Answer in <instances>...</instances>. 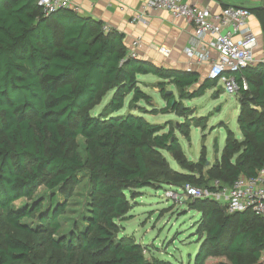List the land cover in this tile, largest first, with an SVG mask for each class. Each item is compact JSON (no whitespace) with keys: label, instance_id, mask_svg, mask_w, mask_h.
Masks as SVG:
<instances>
[{"label":"trees","instance_id":"16d2710c","mask_svg":"<svg viewBox=\"0 0 264 264\" xmlns=\"http://www.w3.org/2000/svg\"><path fill=\"white\" fill-rule=\"evenodd\" d=\"M258 13L264 28V11ZM146 74L160 78L167 103L152 108L155 114L187 118L191 107L183 100L200 97L213 86V80H201L194 70L134 56L123 32L74 9L46 14L38 0H0V215L7 223L70 254L81 249L87 255L82 264H174L148 259L142 244L122 235L120 223L139 189L168 184L180 175L162 153L181 161L176 130L133 112H148L139 105L142 101L153 104L141 87L139 76ZM241 75L249 84L238 93L244 108L238 116L242 137L227 138L217 168V177L229 185L240 175L255 176L264 169V62ZM167 84L178 89V99L165 89ZM109 91L113 95L104 110L91 114L90 107ZM130 95L131 111L118 114ZM189 122L180 123L182 135L189 136ZM79 137L86 142L85 157L77 148ZM84 172L89 191L80 227L59 237L46 235L60 228L59 218ZM40 186L53 192L49 205L42 206L43 199L14 205L33 198ZM191 209L201 213L205 234L194 264H264V216L252 210L228 213L210 198L194 199ZM35 215L36 225L25 221ZM231 228L234 234L227 243ZM34 248L28 239L6 232L0 240V264H45L33 257ZM212 251L225 253L228 261ZM208 254L218 259L209 260Z\"/></svg>","mask_w":264,"mask_h":264},{"label":"rangeland","instance_id":"374dc122","mask_svg":"<svg viewBox=\"0 0 264 264\" xmlns=\"http://www.w3.org/2000/svg\"><path fill=\"white\" fill-rule=\"evenodd\" d=\"M139 78L144 79L141 87L152 96L154 105L142 101L139 105L145 107L148 112H140V110L133 112L144 115L153 123L168 124V128H174L183 151L180 155L181 161L168 151L162 152L170 166L180 175L173 176L168 184L147 186L138 190V196L133 200V208L120 222L123 227L122 235L132 236L142 244L148 259L162 258L174 264H194L205 234L200 231L201 213L191 209L193 198L187 195L186 187L192 185L209 191L206 185L211 187L217 184L229 185L217 177V168L222 164L227 138L242 137L238 116L244 108L238 93H229L222 81L213 79V86L209 87L204 95L183 100V104L191 107L187 118L174 112L155 114L151 112L152 108L161 109L167 104L159 87L161 80L154 74L140 75ZM204 78H208L206 73H203L201 80ZM165 89L176 93L178 99V89L175 86L167 84ZM112 95V91L104 94L99 102L90 107V113L97 115L103 111ZM131 99L132 95L127 97L125 107L118 114H128L131 111L129 107ZM185 121H190L185 126L189 136L182 135L178 130L180 123ZM77 142L80 154L85 157V140L79 137ZM190 177H194L196 181L193 182ZM88 191L89 179L87 172H84L82 182L74 187V195L69 199L65 211L59 218L60 228L57 231L49 229L46 235L51 233L52 237H59L69 234L77 224L80 227L81 213L84 210ZM171 192L173 194H170ZM52 193L45 186H40L33 198L20 199L14 205L33 204L36 200L43 199L42 206L46 207L49 205V197ZM57 199L59 202L65 200L60 193H57ZM36 218L35 215L25 221L36 225ZM6 232L34 243L33 257L41 263L82 264L87 257L81 249L70 254L65 249L56 248L49 241L41 242L42 239L35 235L16 230L6 222L3 215H0V240ZM233 234L234 229L231 228L225 238L227 243H230ZM212 252H216L219 259L228 261L225 253ZM207 257L209 260L218 259L214 254H208Z\"/></svg>","mask_w":264,"mask_h":264},{"label":"built area","instance_id":"2783aa9c","mask_svg":"<svg viewBox=\"0 0 264 264\" xmlns=\"http://www.w3.org/2000/svg\"><path fill=\"white\" fill-rule=\"evenodd\" d=\"M38 4L46 14L60 8L79 11V6L73 0H38ZM149 9L167 10L175 18L194 23L195 33L186 48L187 55L198 64L209 65L208 78L222 81L229 93L248 90L246 77L239 74L254 64L258 45V36L249 23L252 15L249 8L230 5L220 13H214L210 8L192 5L184 0H147L143 10L133 16V22L143 21ZM140 41L141 36L136 37L133 46H138ZM160 51L166 54L170 52L165 46L160 47ZM131 53L137 55L134 51ZM186 191L193 200L210 198L218 201L228 213L252 210L264 216V169L255 176L240 175L231 185L217 184L213 190L209 189L210 192L192 185H187Z\"/></svg>","mask_w":264,"mask_h":264},{"label":"crops","instance_id":"0c3cea01","mask_svg":"<svg viewBox=\"0 0 264 264\" xmlns=\"http://www.w3.org/2000/svg\"><path fill=\"white\" fill-rule=\"evenodd\" d=\"M147 0H73L79 6V13L104 22L107 28L116 29L125 34V43L130 52L149 60L156 65L178 70H194L209 73L210 66L198 64L191 59L186 48L195 33L194 23L184 18H175L167 10L149 9L143 21L133 22V16L143 10ZM199 7L210 8L220 13L227 6H242L252 10L249 23L258 36L255 49L254 66L264 62V28L258 11H264V0H184ZM258 10V11H257ZM141 36L138 46H133L136 37ZM167 47L170 52L162 53L160 47ZM252 65V66H253ZM206 70V71H205ZM205 79V78H204ZM141 81L144 79H140Z\"/></svg>","mask_w":264,"mask_h":264},{"label":"water","instance_id":"95a60500","mask_svg":"<svg viewBox=\"0 0 264 264\" xmlns=\"http://www.w3.org/2000/svg\"><path fill=\"white\" fill-rule=\"evenodd\" d=\"M169 92H171V91H169Z\"/></svg>","mask_w":264,"mask_h":264}]
</instances>
